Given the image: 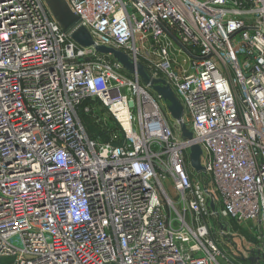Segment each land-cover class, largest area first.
<instances>
[{
    "label": "built area",
    "instance_id": "1",
    "mask_svg": "<svg viewBox=\"0 0 264 264\" xmlns=\"http://www.w3.org/2000/svg\"><path fill=\"white\" fill-rule=\"evenodd\" d=\"M66 1L171 89L192 139L43 0H0V264H227L231 222L264 264V0Z\"/></svg>",
    "mask_w": 264,
    "mask_h": 264
},
{
    "label": "water",
    "instance_id": "2",
    "mask_svg": "<svg viewBox=\"0 0 264 264\" xmlns=\"http://www.w3.org/2000/svg\"><path fill=\"white\" fill-rule=\"evenodd\" d=\"M50 16L57 23L61 31L81 47H94L96 53L111 56L124 71L129 74H137L144 85L149 86L165 102L168 103V111L179 123L181 136L185 140H191L192 134L182 123L183 108L168 86L163 81L151 79L145 67L135 64L127 55L113 48L98 46L94 43L88 31L80 26L79 18L71 11L66 0H43ZM201 149L194 144L190 148L189 160L191 167L200 173L203 168L200 164Z\"/></svg>",
    "mask_w": 264,
    "mask_h": 264
},
{
    "label": "rangeland",
    "instance_id": "3",
    "mask_svg": "<svg viewBox=\"0 0 264 264\" xmlns=\"http://www.w3.org/2000/svg\"><path fill=\"white\" fill-rule=\"evenodd\" d=\"M104 119L107 126L113 127L114 130L117 129L116 124L113 122V120L108 115H104V114H102L98 123L96 122V127L98 126L97 128L103 126L102 123ZM87 124H91L90 119L89 122H87ZM100 130L101 128H99V131ZM168 191L171 197H174V193L171 190ZM229 226H230L229 230L231 232V236L230 235L227 236V240L231 242V245L230 243L228 245H223V246L219 245L220 254H222L231 262L227 264H248L249 262L246 261V259L249 257V255H253L251 251L254 252V250L258 247V242L256 241L255 234L251 230V227L248 226L247 227L239 226L233 222H231ZM219 241H221L220 238ZM4 264H11V263L9 261H5Z\"/></svg>",
    "mask_w": 264,
    "mask_h": 264
},
{
    "label": "trees",
    "instance_id": "4",
    "mask_svg": "<svg viewBox=\"0 0 264 264\" xmlns=\"http://www.w3.org/2000/svg\"><path fill=\"white\" fill-rule=\"evenodd\" d=\"M82 120L84 121V123H87V122H89V119L87 118V117H82Z\"/></svg>",
    "mask_w": 264,
    "mask_h": 264
},
{
    "label": "bare ground",
    "instance_id": "5",
    "mask_svg": "<svg viewBox=\"0 0 264 264\" xmlns=\"http://www.w3.org/2000/svg\"><path fill=\"white\" fill-rule=\"evenodd\" d=\"M121 118H124L123 114L120 115Z\"/></svg>",
    "mask_w": 264,
    "mask_h": 264
}]
</instances>
